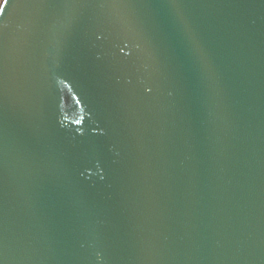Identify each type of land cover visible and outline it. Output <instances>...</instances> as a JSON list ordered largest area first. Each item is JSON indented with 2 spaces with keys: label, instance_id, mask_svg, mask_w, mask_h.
I'll list each match as a JSON object with an SVG mask.
<instances>
[{
  "label": "water",
  "instance_id": "obj_1",
  "mask_svg": "<svg viewBox=\"0 0 264 264\" xmlns=\"http://www.w3.org/2000/svg\"><path fill=\"white\" fill-rule=\"evenodd\" d=\"M0 264H264V0H3Z\"/></svg>",
  "mask_w": 264,
  "mask_h": 264
},
{
  "label": "bare ground",
  "instance_id": "obj_2",
  "mask_svg": "<svg viewBox=\"0 0 264 264\" xmlns=\"http://www.w3.org/2000/svg\"><path fill=\"white\" fill-rule=\"evenodd\" d=\"M2 2H3V0H0V6H1Z\"/></svg>",
  "mask_w": 264,
  "mask_h": 264
},
{
  "label": "snow or ice",
  "instance_id": "obj_3",
  "mask_svg": "<svg viewBox=\"0 0 264 264\" xmlns=\"http://www.w3.org/2000/svg\"><path fill=\"white\" fill-rule=\"evenodd\" d=\"M5 3H7V0H5Z\"/></svg>",
  "mask_w": 264,
  "mask_h": 264
},
{
  "label": "rangeland",
  "instance_id": "obj_4",
  "mask_svg": "<svg viewBox=\"0 0 264 264\" xmlns=\"http://www.w3.org/2000/svg\"><path fill=\"white\" fill-rule=\"evenodd\" d=\"M1 7V6H0Z\"/></svg>",
  "mask_w": 264,
  "mask_h": 264
}]
</instances>
